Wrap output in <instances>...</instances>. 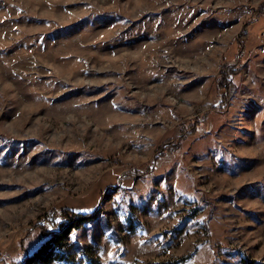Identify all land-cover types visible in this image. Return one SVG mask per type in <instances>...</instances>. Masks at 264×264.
<instances>
[{"label":"rangeland","instance_id":"rangeland-1","mask_svg":"<svg viewBox=\"0 0 264 264\" xmlns=\"http://www.w3.org/2000/svg\"><path fill=\"white\" fill-rule=\"evenodd\" d=\"M262 5L0 0V264H264Z\"/></svg>","mask_w":264,"mask_h":264},{"label":"trees","instance_id":"trees-1","mask_svg":"<svg viewBox=\"0 0 264 264\" xmlns=\"http://www.w3.org/2000/svg\"><path fill=\"white\" fill-rule=\"evenodd\" d=\"M262 13H264V6L261 7ZM251 21V20H250ZM249 26V25H248ZM240 43L242 44L239 50V56H242V52L246 50V41L248 40V34L245 32V28L240 33ZM239 37V38H240ZM236 65L233 64H225L223 69L221 70L220 75V85L225 89V96H229L230 88L232 87V83H235V69ZM233 76V78H232ZM65 221L62 222L59 230L51 233V235L43 241L32 254L28 255L22 262L19 264H30L34 261L46 262L51 258L49 255L51 251L49 250L50 243L54 241L55 246L61 245V240L64 239L73 228L77 227L80 223L87 221L96 215L95 210H91L89 212H81L75 210H66L65 212Z\"/></svg>","mask_w":264,"mask_h":264},{"label":"built area","instance_id":"built-area-1","mask_svg":"<svg viewBox=\"0 0 264 264\" xmlns=\"http://www.w3.org/2000/svg\"><path fill=\"white\" fill-rule=\"evenodd\" d=\"M259 51L261 53H264V30L262 31V39H261V43L259 45ZM51 218H52L51 214L47 213L45 215V217L43 218V221L45 222L46 220L51 219Z\"/></svg>","mask_w":264,"mask_h":264}]
</instances>
